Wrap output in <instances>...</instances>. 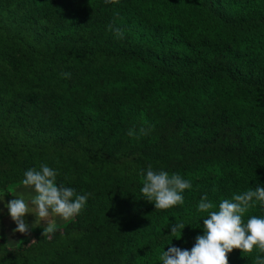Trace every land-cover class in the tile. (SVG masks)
<instances>
[{
	"label": "trees",
	"instance_id": "trees-1",
	"mask_svg": "<svg viewBox=\"0 0 264 264\" xmlns=\"http://www.w3.org/2000/svg\"><path fill=\"white\" fill-rule=\"evenodd\" d=\"M42 164L92 195L50 239L0 234V264H162L171 246L191 250L205 193L218 210L264 186V0H0V198ZM149 165L191 181L183 205L142 196ZM257 255L234 249L229 264Z\"/></svg>",
	"mask_w": 264,
	"mask_h": 264
},
{
	"label": "clouds",
	"instance_id": "clouds-1",
	"mask_svg": "<svg viewBox=\"0 0 264 264\" xmlns=\"http://www.w3.org/2000/svg\"><path fill=\"white\" fill-rule=\"evenodd\" d=\"M119 0H105V3H118ZM114 31L118 38H123L124 30L117 27ZM65 78H70V73H62ZM141 135H147V130L140 129ZM129 136L136 135L135 129H130ZM59 172L46 164L38 169L29 168L23 174L19 185L31 191L26 196L24 193L17 195L12 191L14 199L6 203L9 215L16 224L13 232L25 235L30 234L31 229L43 226L42 235L51 238L58 230L55 217L63 221L74 219L84 210L88 198L92 193L79 194L75 188L58 184ZM142 177V196L155 203L156 210H167L177 205H183L184 190L191 189L192 183L178 173L169 174L163 169L156 170L151 165L146 172L140 173ZM3 196V195H2ZM0 196V197H2ZM256 202L264 205V186L233 194L231 198L222 199L217 204L211 201L205 193L197 206V211L207 213L203 220L204 234L197 235L195 244L191 248L181 249L171 246L159 256L162 264H229L228 254L234 249H240L243 253H264V216L252 215L246 221L245 215L256 206ZM34 213L36 219L29 224L25 217ZM186 224L177 222L170 224V235L179 239L181 230ZM35 240L32 241L34 243ZM254 264H264V256L257 255Z\"/></svg>",
	"mask_w": 264,
	"mask_h": 264
},
{
	"label": "rangeland",
	"instance_id": "rangeland-1",
	"mask_svg": "<svg viewBox=\"0 0 264 264\" xmlns=\"http://www.w3.org/2000/svg\"><path fill=\"white\" fill-rule=\"evenodd\" d=\"M31 190L25 189L22 186H17L15 189V193L19 195L20 193H24L26 196L29 194ZM13 195L9 198H0V234H5L8 238V241L10 244H16L19 241H25V242H32L34 240V233L33 229H31L30 234L25 235L19 232H13V229L16 228L15 222L12 220V218L9 215L8 209L5 206L6 203L12 199H14ZM26 221L31 224L35 221L36 216L34 213H29L25 217ZM56 222H61L59 217H55ZM43 226H46V222H42ZM43 226H38L43 228Z\"/></svg>",
	"mask_w": 264,
	"mask_h": 264
}]
</instances>
